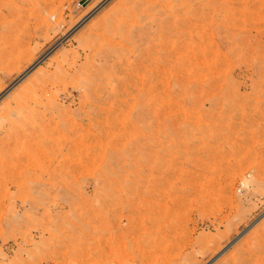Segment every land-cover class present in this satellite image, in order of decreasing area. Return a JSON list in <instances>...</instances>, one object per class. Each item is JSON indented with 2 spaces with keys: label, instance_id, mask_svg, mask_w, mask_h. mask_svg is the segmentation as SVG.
Segmentation results:
<instances>
[{
  "label": "rangeland",
  "instance_id": "374dc122",
  "mask_svg": "<svg viewBox=\"0 0 264 264\" xmlns=\"http://www.w3.org/2000/svg\"><path fill=\"white\" fill-rule=\"evenodd\" d=\"M0 264H264V0H0Z\"/></svg>",
  "mask_w": 264,
  "mask_h": 264
},
{
  "label": "bare ground",
  "instance_id": "6f19581e",
  "mask_svg": "<svg viewBox=\"0 0 264 264\" xmlns=\"http://www.w3.org/2000/svg\"><path fill=\"white\" fill-rule=\"evenodd\" d=\"M102 4H103V3H102ZM102 4H101V5H102ZM99 6H100V5H99ZM96 9H97V8H96ZM97 10H98V9H97ZM221 10H222V9H221ZM238 11H239V10H238ZM239 12H240V11H239ZM196 15H197V14H196ZM193 16H194V15H193ZM210 18H211V17H210ZM225 18H226V16H225ZM209 21H210V20H209ZM205 22H206V21H205ZM191 23H192V22H191ZM231 23H232V22H231ZM133 24H134V23H133ZM214 24H215V23H214ZM236 24H237V23H236ZM136 25H137V24H135V26H136ZM189 25H190V24H189ZM192 25H193V24H192ZM218 25H219V24H218ZM228 25L231 26V24H228ZM137 26H139V25H137ZM230 26H228V27H230ZM197 27H198V26H197ZM132 28H133V27H132ZM142 28H143V27H142ZM162 28H164V27H162ZM204 28H205V27H204ZM230 28H231V27H230ZM127 29H128V28H127ZM187 29H188V28H187ZM236 29H237V26H236ZM128 30H129V29H128ZM143 30H144V29L134 31L133 29H130L129 31H126V32H125L126 35H124V36H125V40H126V39H130V38H132V39L134 38V39H135V37H138V38L141 39L142 36H143V32H142ZM188 30H189V29H188ZM193 30H194V28H193ZM193 30H192V32H193ZM114 31H115V30H114ZM164 31H165V30H164ZM183 32H184V31H183ZM185 32H188V31L185 30ZM211 32H212V31H211ZM125 33H124V34H125ZM164 33H165V32H164ZM167 33H168V32H167ZM160 34H161V33H160ZM188 34H189V33H188ZM146 35H147V34H146ZM186 35H187V34H186ZM207 35H208V34H207ZM165 36H166V35H165ZM165 36H164V37H165ZM102 37H103V36H102ZM146 37H147V36H146ZM164 37H163V39H165L167 36H166L165 38H164ZM170 37H171V36H170ZM177 37H178V36H177ZM180 37H181V36H180ZM99 38H100V37H99ZM103 38H104V37H103ZM184 38H185V37H184ZM184 38H183V39H184ZM201 38H202V36L200 37V39H201ZM209 38H210V37H209ZM212 38H213V37H212ZM169 39H170V38H169ZM178 39H179V38H178ZM218 39H219V38H218ZM147 40H148V39H147ZM149 40H150V39H149ZM167 40H168V39H167ZM167 40H166V41H167ZM201 40H205V39H204V36H203V38H202ZM201 40H199V41L201 42ZM107 41H109V40H107ZM134 41H136V40H134ZM140 41H141V40H140ZM163 41H164V40H163ZM210 41H211V40H210ZM120 42H121V41H120ZM138 42H139V41H138ZM138 42H137V43H138ZM148 42H149V41H148ZM179 42H180V41H179ZM179 42L176 41L175 45H176L177 43L179 44ZM202 42H203V41H202ZM204 42H205V41H204ZM204 42H203V43H204ZM117 43H118V42H117ZM139 43H140V42H139ZM168 43H170V42H168ZM210 43H211V42H210ZM220 43H221V42H220ZM114 44H115V42H114ZM121 44H122V43H121ZM130 44H131V43H130ZM151 44H153V43H151ZM154 44H155V42H154ZM154 44H153V46H154ZM161 44H164V43H161ZM161 44H159V45H161ZM196 44H197V43H196ZM213 44H214V43H213ZM215 44H216V42H215ZM122 45H123V44H122ZM148 45H149V43H148ZM165 45H166V43H165ZM167 45H170V44H167ZM173 45H174V44H173ZM216 45H217V44H216ZM117 46H118V45H117ZM137 46H139V45H137ZM162 46H163V45H162ZM118 47H119V46H118ZM149 47H151V45H149ZM158 47H160V46H158ZM164 47H165V46H164ZM170 47H171V46H168L167 49H171ZM175 47H177V46H175ZM216 47H217V46H216ZM122 48H124V47L122 46ZM134 48H135V47H134ZM153 48H154V50L156 49V47H153ZM153 48H152V49H153ZM160 48H161V47H160ZM178 48H179V47H178ZM127 49H128V48H127ZM149 49H150V48H149ZM161 49H162V48H161ZM163 49H164V48H163ZM112 50H113V49H112ZM125 50H126V49H125ZM146 50H147V49H146ZM171 50H174V49H171ZM207 50H208V49H207ZM123 51H124V50H123ZM152 51H153V50H152ZM162 51H163V50H162ZM167 51H168V50L165 49V52H167ZM174 51H175V50H174ZM178 51H179V49H178ZM181 51H182V50H181ZM187 51H188V50H187ZM204 51H205V50H204ZM216 51H217V50H216ZM116 52H117V51H116ZM116 52H115V53H116ZM125 52H126V51H125ZM144 52H145V51H144ZM146 52H147V51H146ZM146 52H145V54H148V53H146ZM150 52H151V49H150ZM163 52H164V51H163ZM168 52H169V51H168ZM142 53H143V52H142ZM156 53H157V52H156ZM170 53H171V51H170ZM170 53L168 54V56H169L168 58H170L171 56L173 57V55L170 54ZM176 53H177V52H176ZM182 53H183V52H181V54H182ZM185 53H186V52H185ZM199 53H200V52H199ZM116 54H117V53H116ZM161 54H162V53H161ZM161 54H160V55H161ZM188 54H190V53H188ZM191 54H192V53H191ZM197 54H198V53H197ZM202 54H203V53H202ZM176 55H177V54H176ZM179 55H180V54H179ZM179 55H178V56H179ZM182 55H183V54H182ZM185 55H187V54H185ZM185 55H184L183 58L186 57ZM199 55H200V54H199ZM199 55H195V56L198 57ZM118 56H119V55H118ZM146 56H148V55H146ZM156 56H157V55H156ZM149 57H150V56H149ZM149 57H147V58L149 59ZM158 57H159V56H158ZM174 57H175V54H174ZM181 57H182V56H181ZM188 57H190V56H188ZM188 57H187V58H188ZM212 57H213V56H212ZM107 58H108V56H107ZM178 58H179V57H178ZM190 58L192 59V57H190ZM190 58H188V60H189ZM193 58L196 59V57H193ZM202 58H203V55H202ZM136 59H139V58H136ZM151 59H152V58H151ZM151 59H150V61H151ZM163 59H164V58H163ZM165 59H166V58H165ZM170 59H171V58H170ZM185 59H186V58H185ZM185 59H184V60H185ZM204 59H205V58H204ZM204 59H203V60H204ZM126 60H127V59H126ZM143 60H144V59H143ZM143 60H142V61H143ZM155 60H156V59H155ZM158 60L160 61V59H158ZM167 60H168V59H167ZM172 60H173V59H172ZM175 60H177V58H175ZM179 60H180V59H179ZM188 60H187V61H188ZM196 60H197V59H196ZM200 60H201V59H200ZM200 60H197V62L200 61ZM206 60H207V59H206ZM129 61H130V60H129ZM144 61H145V60H144ZM156 61H157V60H156ZM156 61H153V62L156 63ZM163 61H165V60H163ZM168 61H169V60H168ZM181 61H182V60H180L179 63H180ZM204 61H205V60H204ZM121 62H122V61H121ZM145 62H147V61H145ZM182 62H185V61H182ZM200 62H201V61H200ZM126 63H127V62H126ZM129 63H130V62H129ZM140 63H141V62H140ZM148 63H149V61H148ZM148 63H147V64H148ZM155 63H154V64H155ZM157 63H158V62H157ZM157 63H156L155 65H157ZM137 64H138V63H137ZM143 64H144V63H143ZM164 64H165V63H164ZM183 64L185 65V63H183ZM141 65H142V64H141ZM152 65H153V64H152ZM155 65H154V67H155ZM174 65H175V64H174ZM142 66L144 67L145 65H142ZM146 66H147V65H146ZM149 66H150V65H149ZM169 66H170V65H169ZM178 66H179V65H178ZM180 66H181V65H180ZM182 66H183V65H182ZM159 67H160V66L157 65V68H159ZM173 67H174V66H173ZM185 67H186V66H185ZM188 67H189V66H188ZM133 68H135V67H131V69H133ZM139 68H140V67H139ZM146 68H147V67H146ZM148 68H149V67H148ZM160 68H161V67H160ZM167 68H168V67H167ZM169 68H170V67H169ZM169 68H168V69H169ZM178 68H179V67H178ZM178 68H177V69H178ZM181 68H182V67H181ZM181 68H179V69H181ZM126 69H127V68H126ZM142 69H143V68H142ZM140 70H141V69H140ZM157 70H159V69H157ZM157 70L155 69V71H157ZM119 71H120V70H119ZM127 71H128V70H127ZM134 71H135V70H134ZM137 71H138V69H137ZM141 71H142V70H141ZM141 71H140V72H141ZM160 71L162 72V70H160ZM167 71H168V70H167ZM181 71H182V70H181ZM187 71H190V70H187ZM193 71H194V70H193ZM140 72H138V73H140ZM164 72H165V71H164ZM164 72H163V73H164ZM184 72H185V68H184ZM136 73H137V72H136ZM138 73H137V74H138ZM190 73H191V71H190ZM113 74H114V73H113ZM119 74H120V73H119ZM152 74H155V75H156V73H152ZM166 74H167V73H166ZM166 74H165V75H166ZM174 74H175V73H174ZM188 74H189V73H188ZM114 75H115V74H114ZM129 75H130V74H129ZM112 76H113V75H112ZM171 76H172V75H171ZM115 77H116V76H115ZM126 77H127V76H126ZM129 77H130V76H129ZM152 77H153V76H152ZM152 77H151V78H152ZM159 77H160V75H159ZM180 77H181V76H180ZM154 78H155V77H154ZM110 79H111V78H110ZM111 80H114V79L112 78ZM153 80H154V79H153ZM186 80H187V79H186ZM118 81H119L118 79L114 80V81L112 82V84H110L109 87H111V85H113V84L115 85ZM151 81H152V80H151ZM167 82H168V81H167ZM107 83H108V82H107ZM109 83H110V82H109ZM169 84H170V82H169ZM116 85H117V84H116ZM163 85H164V83H163ZM164 86H166V85H164ZM96 87H97V86H96ZM115 87H116V86H115ZM111 88H112V87H111ZM148 90H149V89H148ZM151 90H152V89H151ZM153 90H154V91H157V90H158V89H157V86H156ZM164 90H165V89H164ZM167 90H168V89H167ZM162 91H163V90H162ZM110 92H111V91H110ZM8 93H9V92H8ZM124 95H125V94H124ZM152 95H153V94H152ZM128 96H129V95H128ZM101 124H102V123H101ZM89 132H90V131H89ZM86 133H87V132H86Z\"/></svg>",
  "mask_w": 264,
  "mask_h": 264
}]
</instances>
